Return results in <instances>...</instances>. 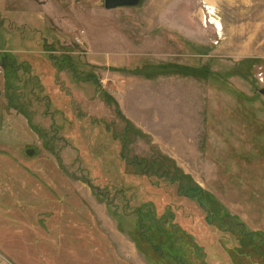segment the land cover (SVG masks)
I'll list each match as a JSON object with an SVG mask.
<instances>
[{"label":"rangeland","instance_id":"374dc122","mask_svg":"<svg viewBox=\"0 0 264 264\" xmlns=\"http://www.w3.org/2000/svg\"><path fill=\"white\" fill-rule=\"evenodd\" d=\"M0 59V264L264 260V0H0Z\"/></svg>","mask_w":264,"mask_h":264},{"label":"trees","instance_id":"16d2710c","mask_svg":"<svg viewBox=\"0 0 264 264\" xmlns=\"http://www.w3.org/2000/svg\"><path fill=\"white\" fill-rule=\"evenodd\" d=\"M5 56L3 57V60H5V58L8 55L6 57ZM7 61H8V59L6 58V64H7ZM4 64H5V61H4ZM112 102L118 108L117 114L120 115L121 117H123V115L121 114L120 109H119V104L117 102H115V100H113V99H112ZM108 104H110V103H108ZM124 120L126 122H128V125L131 126V123L127 119L124 118ZM128 133L129 132H128V128H127V131H125L123 138L121 137L119 139L121 141V146H122L121 159L125 162L128 170H132L134 174H136V175L138 174V175H142V176H148V175L154 176L155 174H158L157 176H155L157 178L159 176L160 177L164 176V173H165L164 178L167 177L169 182L171 181L173 184H177L178 194L180 196H182L183 198H188L190 201L195 202V204L197 203V205L204 211L206 228H212L213 226H215V224L212 221V220H214L213 219L214 213H213V211L210 212V209L208 208V206L204 202V199H207L206 195L203 194V190H201L200 188H198L196 186H193L191 188L187 187L185 179H188V177L186 175H184L183 173L182 174L179 173L178 175L170 176L168 173L160 171L162 165L164 164L162 162L157 163L155 161L152 162V161H149L146 159H137V157L133 158L132 160L129 158V156L127 155V152H126V149L128 146ZM153 168H156L157 171H152ZM93 189L97 190L99 188L94 187ZM98 196L100 197V195H98ZM113 217H115V219L118 221L119 231L124 232V230L122 229L121 224H120L121 218H118L116 213H113ZM139 219H141V217H139ZM124 233H127V232H124ZM127 235L129 236V238H131L133 240L135 239V237L133 235H131L130 233H127ZM210 237L211 236H209L207 240L203 239L202 245L198 246V248L195 245L194 246H191V245L186 246L187 248L185 247V250L183 248V254L182 253H180V254L176 253L177 255L174 258L179 261V264H199V262L204 261V260L206 261V259L208 261V253H209V250L211 248L207 249L206 244H209V242L212 241L210 239ZM149 241H150L149 245L151 246V249L149 250V252L145 248H143L142 245L139 244L141 252L153 264H166V261H164V259H168L171 257L161 256L158 253L161 251L160 245H162V244L156 243L155 241H153L151 239H149ZM217 242H219L218 239H217ZM221 251L220 252L222 253V258L225 260H229V261L231 260V262H233V264H264V260L263 259L260 260L261 258H259V259L253 258L251 255L249 257L248 256H242L244 258V260L242 261L240 258V256L242 254H240L239 252L235 253L229 249H226V250L221 249ZM177 252H180V251H177ZM205 253L207 256L205 255ZM204 256H205V258L203 259ZM216 257H218L221 261H223L222 258H220L219 256L216 255ZM156 258H158V261ZM220 260H219V262H221Z\"/></svg>","mask_w":264,"mask_h":264},{"label":"water","instance_id":"95a60500","mask_svg":"<svg viewBox=\"0 0 264 264\" xmlns=\"http://www.w3.org/2000/svg\"><path fill=\"white\" fill-rule=\"evenodd\" d=\"M143 0H104L106 10H116L119 8H135L139 6ZM264 95V89L260 91ZM34 150H28V155H34Z\"/></svg>","mask_w":264,"mask_h":264},{"label":"built area","instance_id":"2783aa9c","mask_svg":"<svg viewBox=\"0 0 264 264\" xmlns=\"http://www.w3.org/2000/svg\"><path fill=\"white\" fill-rule=\"evenodd\" d=\"M1 60V59H0ZM0 72H3V66L1 64V61H0Z\"/></svg>","mask_w":264,"mask_h":264}]
</instances>
